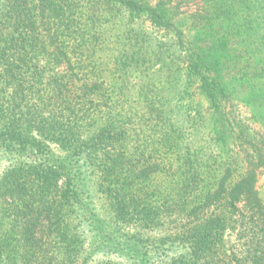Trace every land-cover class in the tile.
I'll return each mask as SVG.
<instances>
[{
	"label": "trees",
	"instance_id": "1",
	"mask_svg": "<svg viewBox=\"0 0 264 264\" xmlns=\"http://www.w3.org/2000/svg\"><path fill=\"white\" fill-rule=\"evenodd\" d=\"M263 177L264 0H0V264H264Z\"/></svg>",
	"mask_w": 264,
	"mask_h": 264
},
{
	"label": "rangeland",
	"instance_id": "2",
	"mask_svg": "<svg viewBox=\"0 0 264 264\" xmlns=\"http://www.w3.org/2000/svg\"><path fill=\"white\" fill-rule=\"evenodd\" d=\"M241 112L243 113L244 116H249L248 111L245 108H242ZM263 183H264V177L260 179L259 184H263Z\"/></svg>",
	"mask_w": 264,
	"mask_h": 264
}]
</instances>
